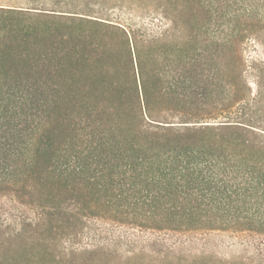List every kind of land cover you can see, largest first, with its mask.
Here are the masks:
<instances>
[{
  "label": "trees",
  "instance_id": "16d2710c",
  "mask_svg": "<svg viewBox=\"0 0 264 264\" xmlns=\"http://www.w3.org/2000/svg\"><path fill=\"white\" fill-rule=\"evenodd\" d=\"M35 19L80 28L42 52ZM81 82L55 144L49 104ZM78 194V234L264 244V0H0V228Z\"/></svg>",
  "mask_w": 264,
  "mask_h": 264
},
{
  "label": "rangeland",
  "instance_id": "374dc122",
  "mask_svg": "<svg viewBox=\"0 0 264 264\" xmlns=\"http://www.w3.org/2000/svg\"><path fill=\"white\" fill-rule=\"evenodd\" d=\"M49 23L56 26L48 29L46 25ZM36 25L44 31L42 46H39L42 52L49 49L50 44L57 41L61 34L78 32L79 29H76L80 28L78 24L67 20L47 22L40 19L36 21ZM53 76V80L57 81L58 76L54 72ZM83 85L84 82L72 85L69 98H58L56 102L49 104V125L53 126L49 135L55 144L67 137L64 130L65 114L72 108L73 102L76 103L86 94ZM48 90L49 88L44 89L45 94ZM30 191L34 198L39 191L43 192L40 188ZM76 196L78 199L75 197V201L67 202L72 210L61 209L51 219L45 216L38 224H9L1 227L0 264H264V244L259 248L230 244L227 236L219 234L200 236L190 244L176 245L166 251L153 250L149 246L143 248L139 242L142 236L78 234L75 231L84 225H88L91 230V217L81 215V208L91 213V196ZM66 197V192L58 195L59 200ZM96 211L101 213L104 209L98 207Z\"/></svg>",
  "mask_w": 264,
  "mask_h": 264
}]
</instances>
